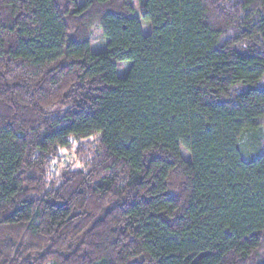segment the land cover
<instances>
[{
    "label": "trees",
    "instance_id": "16d2710c",
    "mask_svg": "<svg viewBox=\"0 0 264 264\" xmlns=\"http://www.w3.org/2000/svg\"><path fill=\"white\" fill-rule=\"evenodd\" d=\"M0 264H264V0H0Z\"/></svg>",
    "mask_w": 264,
    "mask_h": 264
},
{
    "label": "rangeland",
    "instance_id": "374dc122",
    "mask_svg": "<svg viewBox=\"0 0 264 264\" xmlns=\"http://www.w3.org/2000/svg\"><path fill=\"white\" fill-rule=\"evenodd\" d=\"M78 1H79V3H82L84 0H78ZM103 41H104V37L102 36L101 32L100 31H96V33L94 35L93 46H95L96 48H100V47L103 46ZM126 65H128V64H126ZM126 67L127 66H125L124 68H122L123 71L121 69H119V72L122 74L126 70ZM245 137H248V135L246 134ZM251 147H252L251 145H247L246 146L247 149L245 150V152L248 155L253 156L254 153H253V149ZM244 148H245V146H244Z\"/></svg>",
    "mask_w": 264,
    "mask_h": 264
}]
</instances>
